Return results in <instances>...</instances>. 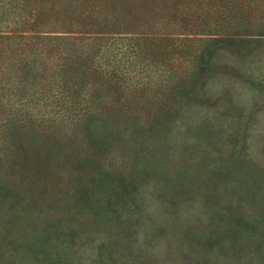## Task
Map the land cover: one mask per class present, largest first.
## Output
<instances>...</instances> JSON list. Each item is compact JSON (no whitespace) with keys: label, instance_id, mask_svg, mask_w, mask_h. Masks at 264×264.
<instances>
[{"label":"trees","instance_id":"16d2710c","mask_svg":"<svg viewBox=\"0 0 264 264\" xmlns=\"http://www.w3.org/2000/svg\"><path fill=\"white\" fill-rule=\"evenodd\" d=\"M260 55L264 0H0V167L23 159L27 147L18 143L34 137L44 141V174L55 178L57 154L78 149L90 156L85 163L93 165L87 171L92 180L74 192L97 193L102 209L114 208L115 217L136 206L141 177L157 181L171 197L198 194L203 203H215L214 194L200 193L194 183L217 179L213 188L220 190L228 173V203L210 224L236 235L247 232L244 225L253 221L233 201L241 186L249 201L264 184V144L260 164L240 158L244 136L230 141L226 156L199 158L180 168L174 160L184 144L179 137L210 147L221 142L236 109L227 97L231 87L220 81L224 76H236L264 103V78L254 74ZM227 57L238 62L230 72L221 63ZM211 83L219 85L223 98L212 99ZM248 120L253 117L237 119L238 126L244 130ZM106 157L114 164H96ZM72 162L69 168L80 176L81 162ZM5 196L0 186V197ZM92 204L89 216L97 218L101 207ZM16 206L5 214L0 240L12 247L0 264H15L25 254L36 264H63L55 257L72 249V232L44 224V236L17 243L13 229L27 216L16 213ZM189 215L200 216L194 208ZM252 215L257 228L258 213ZM255 242L264 250V236ZM196 246L201 251L202 243Z\"/></svg>","mask_w":264,"mask_h":264},{"label":"rangeland","instance_id":"374dc122","mask_svg":"<svg viewBox=\"0 0 264 264\" xmlns=\"http://www.w3.org/2000/svg\"><path fill=\"white\" fill-rule=\"evenodd\" d=\"M263 60L264 57L258 56L256 65L260 69L254 72L258 78H264ZM221 63L223 68L229 69L227 72H230L238 62L227 57L222 59ZM224 77L220 81L231 87L227 97L236 107L229 127L223 132L221 142L211 147L207 142L195 143L191 137H179L184 144L179 145L178 151L182 149L174 160L177 168L189 165L199 158L207 160L216 156H226L231 150L230 141L234 139L239 142L241 136L245 138L246 150L240 158L248 165L252 161L261 163L259 149L264 144V103H259V99L262 96L258 91L249 90L245 83L235 81L233 78L236 76ZM210 91L214 93L212 99L223 98L218 84L212 85ZM137 109H134L135 113L140 111ZM243 116H247V119L249 116L253 117L252 121L248 120L244 130L237 123V119ZM181 118L184 116L181 115ZM34 140V137L30 139L28 137L22 140V144L18 143L20 149L26 147L27 149L24 151L23 159L19 157L16 163L12 164L15 166L0 167V186L6 192L4 198L0 197V236L5 231L3 222L8 218L5 216L7 209L24 200L23 206H16L15 210L16 213L20 211L27 216V221L13 229L16 231L17 243H24L34 236L37 238L44 236V224L57 227L60 231H70L72 239L69 237L66 239L72 242V249L69 251L66 247L62 251H57L55 257V260H61L63 264H224L228 261V264H264L263 248H255V240L264 236L263 183L258 194L249 201L245 197L243 186L239 188V194L234 196L233 204L240 207L253 221L251 226L244 225L247 232L238 235L234 229L225 232L224 229H217L215 226L212 228L210 224L216 220L213 216L215 211L219 212L228 203L224 200L227 197V181L232 180L228 173L221 178L225 183L222 187L225 188L220 190L213 188L217 179L201 178L194 183L195 189L197 188L200 193L205 190L214 194L215 203L210 199L203 203L198 194L190 196L189 193L180 197L182 193H178L171 197L157 181L141 177L139 181L142 185L139 188L136 206L128 211L121 209L115 217L114 208L107 206V210L102 209L103 200L97 193L85 187L79 193L74 192V189H79L77 185L83 187L92 180L87 174L89 167L93 166L85 163L86 159L90 158L87 153H79L78 149L73 151V154L62 151L56 156L58 161L56 169H60L57 174L59 179L47 177L44 174V141L41 143ZM30 149L33 151L29 152ZM70 161H73V165L77 161L81 162L80 176L69 168ZM114 162L113 157H106L103 161L97 160L96 164L108 168ZM55 184L58 186H54ZM94 200L102 212L97 218L95 215V218L90 217L88 211V207L92 205L91 209L94 207L92 204ZM194 200L195 205L191 206L190 203ZM191 208L195 209L197 215L202 212L203 214L190 216ZM254 212L258 213L256 220L260 219L257 228L255 218L252 217ZM185 227L189 231L184 232ZM116 232L123 235L117 237L116 234H112ZM128 232H133L134 242L128 237ZM40 233L43 235H39ZM2 243L4 246L0 245V260L5 257V250L10 252L12 247L10 243L0 240V244ZM52 243L53 238L48 244ZM198 243H202L201 251L196 248ZM66 244L63 242L61 245ZM22 257H19L15 264H36L32 262L31 254H25L24 260Z\"/></svg>","mask_w":264,"mask_h":264}]
</instances>
